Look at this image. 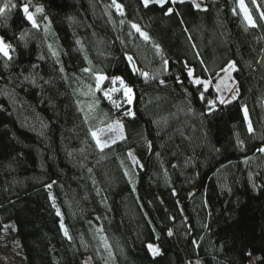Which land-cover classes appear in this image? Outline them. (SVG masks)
Segmentation results:
<instances>
[{
	"label": "trees",
	"instance_id": "16d2710c",
	"mask_svg": "<svg viewBox=\"0 0 264 264\" xmlns=\"http://www.w3.org/2000/svg\"><path fill=\"white\" fill-rule=\"evenodd\" d=\"M200 1L30 0L37 28L27 0H0L16 5L0 15V230L13 222L24 264H264V0H243L255 26L239 0ZM230 61V103L188 75ZM119 116L126 138L101 151L90 132Z\"/></svg>",
	"mask_w": 264,
	"mask_h": 264
},
{
	"label": "snow or ice",
	"instance_id": "6c2138e0",
	"mask_svg": "<svg viewBox=\"0 0 264 264\" xmlns=\"http://www.w3.org/2000/svg\"><path fill=\"white\" fill-rule=\"evenodd\" d=\"M172 2L175 3V0H172ZM150 3H156V4L160 5L161 7H163L165 5V3H167V0H143V4H144L145 7H148ZM113 4L117 7V9L121 8V6L119 4H116V0H113ZM195 6L197 8H199V5H195ZM240 6H241L242 9H244L243 0H240ZM9 7L15 8L16 5L15 4H10V3L3 4V6H0V15H3L5 13V11L7 9H9ZM21 7H22L23 13L25 14L26 18L29 21H31L33 27H37L38 28L39 24L37 23L36 19L34 18V14L30 11V0H27V2H25ZM244 11H245V18L248 20L249 24H252L253 26H255L254 25V21L252 20L251 16H249L247 14V9H244ZM35 12L36 13H42L43 12V7L42 6H36L35 7ZM171 12H172V9L169 8L167 10L166 14H171ZM121 14H123V13H121ZM262 16H264V13H262ZM132 27L134 29H136L137 32H140L141 36H143V38L145 40L149 39L148 35L146 33L142 32L137 25L133 24ZM156 47L159 48L158 45ZM12 51H14V49H12V46L10 44H7L4 41V39L2 37H0V55L5 57L7 60H11L12 56L10 55V53ZM132 59L133 58L131 56L128 57V60L130 62L132 61ZM165 64H167V61H165ZM234 68H235L234 64H229L228 69H233L234 70ZM228 69H222V71L227 72ZM85 71H89V70L85 69ZM133 71H138V69H136L135 66H133ZM141 75H143L145 78L148 77V73H141ZM188 75L190 77L193 76V71L191 69L188 70ZM105 79H107V77H105L103 75L97 76V89L98 90H99L100 82L104 81ZM117 82H119L120 88L119 89L112 88L109 91H105V96L109 100H111L112 99L111 93H115L117 91H123V94H124V97L126 99V102L128 104H131L132 101H133V95H134L133 88L130 87L128 84H126L125 81L121 77H114L112 79V83L113 84H115ZM161 83H163V81H161ZM193 83L196 84V85H201L202 84L204 86V90L208 91L209 85L211 84V81L210 80L202 81L199 78H194L193 79ZM221 83H222V81L218 82L215 85V89H216V91L218 93L221 91ZM201 96L203 98V94H201ZM231 99L235 100L236 99V95L233 94ZM218 100H219V103H221V104H225V103H230L231 102V100H226L222 95L218 96ZM112 103L117 108H119L121 106L119 103H117L114 100L112 101ZM214 103H215V101H209L210 105H213ZM244 113H245V117L247 118V109L246 108L244 109ZM125 115H134V113L129 111V112H126ZM107 130L109 132L116 133V135L114 137H112L110 140H102L101 139V135L104 133V129L94 130V131L90 132L92 138L95 140L96 146L101 151H103L105 148L110 147L111 144H115L117 142V140H123V139L126 138L124 136V134H123L124 126L119 120L115 121L113 124L108 125L107 126ZM248 131L249 132L253 131V128H252L250 122H249V125H248ZM261 151H264V149H261ZM128 155L132 159L134 165L139 164V161L136 160V158L132 155L131 152H129ZM126 175H127V173H126ZM48 187H51V185H49ZM57 214L59 215V210H57ZM62 227H63V225H62ZM65 235H68L66 229H65ZM169 235H171V233H169ZM148 248L153 252V254H158L159 250L153 248L152 245H148Z\"/></svg>",
	"mask_w": 264,
	"mask_h": 264
},
{
	"label": "rangeland",
	"instance_id": "374dc122",
	"mask_svg": "<svg viewBox=\"0 0 264 264\" xmlns=\"http://www.w3.org/2000/svg\"><path fill=\"white\" fill-rule=\"evenodd\" d=\"M189 1H191L194 5H199V7H202L200 0H189ZM142 2H143V0H142ZM243 4H244V2H243ZM244 9H247L245 4H244ZM244 9L241 8L240 0H239V2L237 3V10L245 18ZM247 14L250 16L248 9H247ZM229 64H234V63L232 61H230L223 69H228ZM233 71H234L233 69H228L227 72L220 71L214 79H211V78H207V79L199 78V79L202 81H208V80L211 81V84L209 86H211L214 89V91L216 92V100L217 101H219L218 96H220V95H222L226 100H232L231 99L232 95L233 94L236 95V93H237V82L233 76ZM97 76H99V75H97ZM115 77H117V76H115ZM190 78L193 81L194 78H198V77L191 76ZM221 81H222L221 91L218 93L215 89V85ZM111 86L113 88H117V89L120 88L119 82H117L115 84H113L111 82L110 86L107 88H109V90H110ZM112 87H111V89H112ZM203 88H204V86H203ZM99 89L101 90V92H103L104 95H105V91H108L106 88L103 87V81L100 82ZM122 95L124 96L123 91H122ZM125 102H126V99H125ZM126 104H128V103L126 102ZM129 105H131V104H129ZM122 119H123L122 116H119L116 119H114L113 121H111L107 124H104L102 126H99L94 130L104 129V133L101 135V139L102 140H110L112 137H114L116 135V133L109 132L107 130V126L110 124H113L117 120H119L122 123ZM129 152H131L132 155L136 158V160H138L136 153L133 149H129L128 153ZM130 160L132 161L131 158H130ZM148 245H152L153 248L159 250L158 244L156 242H147L146 243L147 248H148ZM148 250H149L150 254L156 255V254H153V252L149 248H148ZM83 262H84V264H93L91 257L89 255H85L83 257ZM24 263H25V261H24L23 250H22V247L20 245L18 236L15 233L14 224L12 221H8L3 225L2 229L0 230V264H24ZM194 264H200V263L198 261H195ZM246 264H255V254L252 253L251 251H249V258H248Z\"/></svg>",
	"mask_w": 264,
	"mask_h": 264
},
{
	"label": "bare ground",
	"instance_id": "6f19581e",
	"mask_svg": "<svg viewBox=\"0 0 264 264\" xmlns=\"http://www.w3.org/2000/svg\"><path fill=\"white\" fill-rule=\"evenodd\" d=\"M110 85V84H109ZM113 86V85H112ZM111 86V87H112ZM111 87H110V89H111ZM108 91H109V88H107V87H105ZM113 88V87H112ZM105 89V90H106ZM114 99H111V100H109V102H110V104H111V106L113 107V108H115L116 109V106L112 103V101H113ZM115 101V100H114ZM140 164V163H139ZM84 263V262H83Z\"/></svg>",
	"mask_w": 264,
	"mask_h": 264
}]
</instances>
